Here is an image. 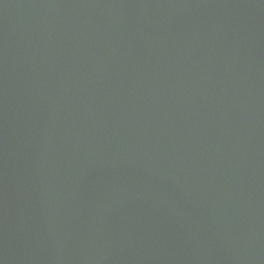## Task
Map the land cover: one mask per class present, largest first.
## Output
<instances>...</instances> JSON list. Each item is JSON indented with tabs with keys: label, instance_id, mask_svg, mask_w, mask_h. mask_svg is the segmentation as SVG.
Here are the masks:
<instances>
[{
	"label": "water",
	"instance_id": "1",
	"mask_svg": "<svg viewBox=\"0 0 264 264\" xmlns=\"http://www.w3.org/2000/svg\"><path fill=\"white\" fill-rule=\"evenodd\" d=\"M0 264H264V0H0Z\"/></svg>",
	"mask_w": 264,
	"mask_h": 264
}]
</instances>
